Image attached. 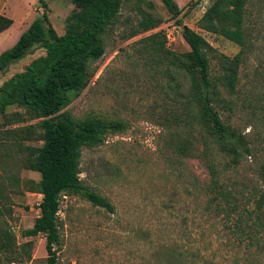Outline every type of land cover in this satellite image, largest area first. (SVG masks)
Here are the masks:
<instances>
[{
    "label": "rangeland",
    "instance_id": "374dc122",
    "mask_svg": "<svg viewBox=\"0 0 264 264\" xmlns=\"http://www.w3.org/2000/svg\"><path fill=\"white\" fill-rule=\"evenodd\" d=\"M175 1L182 9L177 17L162 0H145L141 10L162 23L131 38L127 36L142 13L136 4L125 5L120 22L106 36L105 55L92 66L95 74L89 85L64 109L77 118L95 114L122 120L126 129L109 133L100 146L83 149L80 177L92 191L108 198L114 209L94 205L80 194L63 196L57 264H264V206L257 205L264 190V0L248 1L244 20L248 46L238 84L232 95L222 90L227 105H216L248 147H242L234 163L232 155L210 146V160L226 198L212 190L211 173L201 156L204 132L196 119L198 108L185 97L190 78L170 66L164 54L154 52L145 37L162 30L166 48L179 54L190 50L182 34L188 26L217 53L233 57L241 47L199 27V19L214 0ZM48 3L51 23L63 34L74 6L71 0ZM0 9L15 20L0 37L1 54L43 9L37 0H0ZM43 53L38 48L1 71L0 85ZM218 59L211 58V76L221 72ZM14 111L25 109L7 108L8 113ZM6 121L0 113V130L39 123L38 119ZM186 137L193 142L195 156L178 153L179 141ZM20 173L23 179L41 178L27 168ZM41 200L42 194L23 187L21 194L14 195L11 213L0 218V225L7 223L14 231L18 244L32 241L31 258L17 264H48L45 235H23L40 215Z\"/></svg>",
    "mask_w": 264,
    "mask_h": 264
},
{
    "label": "trees",
    "instance_id": "16d2710c",
    "mask_svg": "<svg viewBox=\"0 0 264 264\" xmlns=\"http://www.w3.org/2000/svg\"><path fill=\"white\" fill-rule=\"evenodd\" d=\"M248 1L214 0L199 19L201 29L219 34L241 47L233 57L217 53L201 33L188 26L182 28V34L190 50L179 54L166 48L164 31L145 37L154 52L164 54L170 66L178 67L190 78L185 97L190 106L198 108L196 119L204 132L200 137L204 144L201 156L211 173L212 190L221 198H226L228 193L219 184L218 170L209 156L210 146L215 144L219 151L232 155L234 163L242 147L248 148L243 137L223 120L216 109L218 104H228V100L221 97L222 90L232 95L238 84L239 69L248 46L249 33L244 22ZM37 2L43 9L41 15L32 21L11 48L0 54L1 72L36 49L44 50L22 71L0 85V113L7 118L5 124L24 119L39 120L38 124L0 130L4 136L0 137V218L11 213L14 195L21 194L23 187L42 194L40 215L32 227L23 231V235L44 234L48 264H57L55 245L60 242L59 210L63 196L80 194L94 205L114 209L108 198L92 191L80 177L83 149L100 146L109 133L126 129L122 120L104 119L95 114L77 118L64 109L89 85L95 74L92 66L105 55L106 36L120 22L125 5L136 4L142 13V19L128 38L153 30L162 22L141 10L145 0H71L74 10L66 18L65 32L59 34L49 17L48 0ZM162 2L174 17L179 16L182 9L175 0ZM177 22L180 24V21ZM13 24V18L0 13V34ZM212 57H218L221 65V72L215 76H211ZM9 106H18L25 111L8 113ZM32 139L42 143H26ZM177 150L183 156H195L191 138L179 141ZM21 168L39 172L40 180L23 179ZM257 200L258 208L264 206V190ZM0 255L4 264H17L30 259L32 241L18 244L14 231L7 223H2Z\"/></svg>",
    "mask_w": 264,
    "mask_h": 264
},
{
    "label": "crops",
    "instance_id": "0c3cea01",
    "mask_svg": "<svg viewBox=\"0 0 264 264\" xmlns=\"http://www.w3.org/2000/svg\"><path fill=\"white\" fill-rule=\"evenodd\" d=\"M0 13L5 14V15H8V13H6L5 11H3V10H1V9H0ZM9 15H10V14H9ZM14 23H15V20H14ZM11 27H12V26H11ZM11 27H10V28H11ZM10 28L7 29L6 31L2 32V33L0 34V37H2L3 35H5L6 33H8L9 30H10ZM17 36H18V35H17ZM17 36L15 37V39L17 38Z\"/></svg>",
    "mask_w": 264,
    "mask_h": 264
}]
</instances>
